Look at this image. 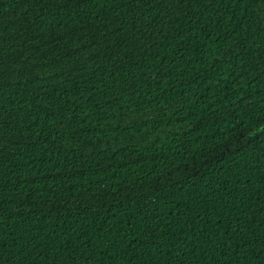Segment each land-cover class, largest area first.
<instances>
[{
    "label": "trees",
    "instance_id": "1",
    "mask_svg": "<svg viewBox=\"0 0 264 264\" xmlns=\"http://www.w3.org/2000/svg\"><path fill=\"white\" fill-rule=\"evenodd\" d=\"M0 264H264V0H0Z\"/></svg>",
    "mask_w": 264,
    "mask_h": 264
}]
</instances>
